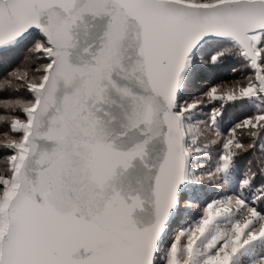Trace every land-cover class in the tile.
I'll return each mask as SVG.
<instances>
[{"label":"snow or ice","instance_id":"1","mask_svg":"<svg viewBox=\"0 0 264 264\" xmlns=\"http://www.w3.org/2000/svg\"><path fill=\"white\" fill-rule=\"evenodd\" d=\"M0 264H264V0H0Z\"/></svg>","mask_w":264,"mask_h":264}]
</instances>
